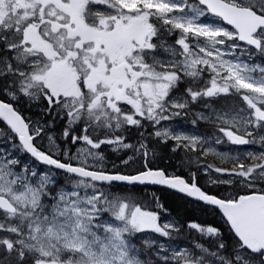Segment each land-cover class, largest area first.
Segmentation results:
<instances>
[{"label":"snow or ice","instance_id":"1","mask_svg":"<svg viewBox=\"0 0 264 264\" xmlns=\"http://www.w3.org/2000/svg\"><path fill=\"white\" fill-rule=\"evenodd\" d=\"M0 264H264V0H0Z\"/></svg>","mask_w":264,"mask_h":264}]
</instances>
